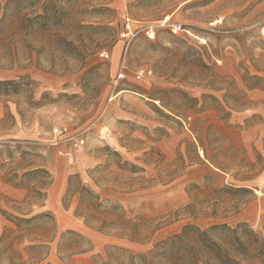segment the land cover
I'll return each mask as SVG.
<instances>
[{
  "label": "rangeland",
  "instance_id": "1",
  "mask_svg": "<svg viewBox=\"0 0 264 264\" xmlns=\"http://www.w3.org/2000/svg\"><path fill=\"white\" fill-rule=\"evenodd\" d=\"M60 5L64 13L51 29H65L71 45L48 40L42 22L17 55L0 44V70L16 73L0 81H32L10 92L0 86V237L10 227L3 212H26L24 200L34 195L36 178L23 173L39 167L51 176L45 209L56 230L47 249L33 254L41 264H95L117 247L146 253L187 223L206 229L244 221L264 231V0ZM76 134L81 149L67 140ZM73 173L122 219L138 222L139 242L119 237L118 228L84 224L73 213L75 198L62 206ZM67 230L89 241L87 251L58 252ZM14 248L26 259L21 244ZM128 252L118 253L119 262Z\"/></svg>",
  "mask_w": 264,
  "mask_h": 264
},
{
  "label": "trees",
  "instance_id": "2",
  "mask_svg": "<svg viewBox=\"0 0 264 264\" xmlns=\"http://www.w3.org/2000/svg\"><path fill=\"white\" fill-rule=\"evenodd\" d=\"M67 1L70 0H4L1 5L0 0V44L10 55H17L20 43L33 40L37 33L35 27L42 22L47 25L43 31L48 40L55 36L64 46L71 45L72 40L63 33L65 29L62 33L51 29L52 23L64 13L60 3ZM27 9L29 12L24 11ZM19 80L0 81V86L8 88V92L14 91L19 84L32 86V81L27 77H20ZM32 175L37 185L34 195L24 200L27 211L19 215L3 212L4 220L10 224L0 237V254H7L4 264H41V258H35L33 254L43 253L56 236L54 216L45 209L50 173L44 167L23 173L27 179ZM15 185L21 186V183ZM224 189L234 192L247 190L232 186H225ZM74 198L76 205L73 213L84 224L95 223L100 231L118 228L119 237L131 242L140 241L142 229H139L138 222L122 219L117 206H105L99 195L83 183L78 173L67 177L62 206L68 209ZM35 208L38 211L32 213ZM66 237H69V245L61 246V241ZM85 243L89 244V241L82 234L67 230L60 234L58 252L63 251L67 255L83 253L87 251L83 247ZM17 244H21L26 252V259L14 248ZM120 252L128 250L117 247L116 251L107 253L106 260L100 258L95 264H264V231L253 229L244 221L214 223L206 229L187 223L179 232L154 243L146 253L128 252L125 263L119 262Z\"/></svg>",
  "mask_w": 264,
  "mask_h": 264
},
{
  "label": "built area",
  "instance_id": "3",
  "mask_svg": "<svg viewBox=\"0 0 264 264\" xmlns=\"http://www.w3.org/2000/svg\"><path fill=\"white\" fill-rule=\"evenodd\" d=\"M179 28H180V26L178 25L177 27H175V28L172 29V30H173V32H175L176 29H179ZM130 33H131L130 22H129L128 19H127V21H125V23H124V31L122 32L121 35H122L123 37H126V38H127V36H128ZM152 34H153V33H152ZM152 34H149V32H147V35H148V37H150V38H152V36H153ZM144 73H145L144 70H139V71H137V72H136V78L139 79L140 77L143 76ZM63 131H65V129H63ZM63 131H62L61 129L58 130L57 128H54V129H53V132L56 133L57 135L62 134ZM107 136H108V134H107L105 131H102V132H101V137H102V138L105 139ZM67 140H69V141L71 142L72 146H73L75 149H81V148H82V145H83V143H84V139H83L79 134L72 135V136L68 137Z\"/></svg>",
  "mask_w": 264,
  "mask_h": 264
},
{
  "label": "crops",
  "instance_id": "4",
  "mask_svg": "<svg viewBox=\"0 0 264 264\" xmlns=\"http://www.w3.org/2000/svg\"><path fill=\"white\" fill-rule=\"evenodd\" d=\"M15 77H16V73L13 70H0V78L9 79Z\"/></svg>",
  "mask_w": 264,
  "mask_h": 264
},
{
  "label": "bare ground",
  "instance_id": "5",
  "mask_svg": "<svg viewBox=\"0 0 264 264\" xmlns=\"http://www.w3.org/2000/svg\"><path fill=\"white\" fill-rule=\"evenodd\" d=\"M167 19H168V16L165 17V21H167ZM200 154L203 155L202 152H200Z\"/></svg>",
  "mask_w": 264,
  "mask_h": 264
}]
</instances>
